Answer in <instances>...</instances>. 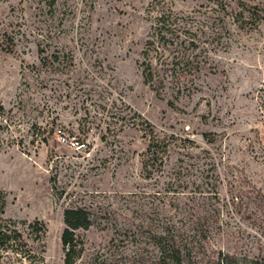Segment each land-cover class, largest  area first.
Masks as SVG:
<instances>
[{"label":"rangeland","instance_id":"374dc122","mask_svg":"<svg viewBox=\"0 0 264 264\" xmlns=\"http://www.w3.org/2000/svg\"><path fill=\"white\" fill-rule=\"evenodd\" d=\"M52 1L0 0L3 219L21 230L39 221L44 264H65L64 212L84 208L92 226L78 234L83 251L74 264H154L147 227L188 211L196 183L207 179L196 170L215 164L224 177L220 220L209 221L197 259L213 264L222 252L264 264V208L241 212L224 202L232 181L264 194V0H225L218 28L228 49L210 53L212 70L178 97L172 89L158 95L142 75L154 0ZM164 1L180 14L208 3ZM237 3L255 20L246 13L235 22ZM6 33L15 37L13 52ZM135 113L137 125L129 121ZM144 122L170 144L164 173L153 179L144 171L151 131ZM182 167L189 173L168 193Z\"/></svg>","mask_w":264,"mask_h":264},{"label":"trees","instance_id":"16d2710c","mask_svg":"<svg viewBox=\"0 0 264 264\" xmlns=\"http://www.w3.org/2000/svg\"><path fill=\"white\" fill-rule=\"evenodd\" d=\"M55 3L56 0H53L50 6ZM213 4H215V10L211 6ZM229 6L230 4L225 0H208V3L201 5L198 11L180 14L164 0H154L148 10L152 21L151 33L142 52L141 68L144 83L157 90L158 95H160V90L172 89L177 97L191 93L193 88H197L195 83L203 71L212 70L209 54L218 49L225 51L228 49L226 34L218 27L220 23H225ZM237 7L241 9L238 13L236 12L235 22L246 19V13L250 15L249 18L255 20L257 15L251 13L249 7L247 9L243 3H237ZM261 21L262 19L253 21L254 28ZM241 24L244 26L243 24L246 23ZM228 36L230 37L231 33ZM5 37L8 42L5 50L13 52L14 35L6 33ZM48 59H42L43 63H47ZM55 60H58L57 57L53 59ZM154 60L157 61L156 64ZM169 106H174V104L169 102ZM5 115V107L0 104V133L8 126ZM138 119L142 117L135 113L129 121L137 125L139 124ZM144 124L151 130L148 122H144L143 127ZM147 134H149V145L144 171L146 178L153 179L157 174L164 173L170 144L168 140L160 139L154 130ZM204 137L209 138L208 135ZM215 167L216 165L212 164L211 169L196 170L200 172V177L207 179H200L196 183V192L187 202L192 205L188 211H179L178 220L173 215L166 216L157 228L147 227L146 233H148L153 250L152 263L201 264L200 249H203L202 244L209 240L208 236L211 234L209 221L220 220L221 208L219 209L217 205L222 203L219 189L224 177L216 172ZM213 168L215 173L211 176L214 172ZM188 173L189 169L182 167L179 170V179L167 183V192L173 191L178 181L181 187L180 182ZM229 185L231 187L224 200L226 204L241 212L243 210L246 212L252 204H256L258 208H264L262 192L252 187L247 189L244 186L243 188L242 184L234 181L229 182ZM203 210H206L204 214L201 212ZM2 216L3 211L0 207V264H44L43 250L40 247L45 235L44 225L36 221L25 224V229L21 230L18 224L7 221ZM64 224L62 244L65 250V264H74L83 251V242L78 234L91 228V215L84 208H68L64 212ZM244 261L245 258L221 252L213 264H245ZM248 264H263V262L257 259Z\"/></svg>","mask_w":264,"mask_h":264}]
</instances>
